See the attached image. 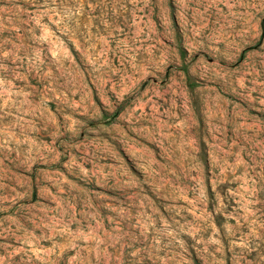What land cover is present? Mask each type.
<instances>
[{
  "label": "rangeland",
  "instance_id": "obj_1",
  "mask_svg": "<svg viewBox=\"0 0 264 264\" xmlns=\"http://www.w3.org/2000/svg\"><path fill=\"white\" fill-rule=\"evenodd\" d=\"M0 264H264V0H0Z\"/></svg>",
  "mask_w": 264,
  "mask_h": 264
}]
</instances>
